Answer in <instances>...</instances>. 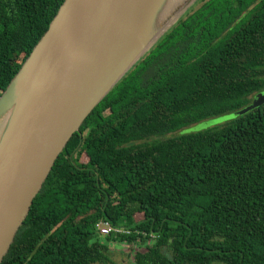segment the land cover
<instances>
[{"label": "trees", "instance_id": "16d2710c", "mask_svg": "<svg viewBox=\"0 0 264 264\" xmlns=\"http://www.w3.org/2000/svg\"><path fill=\"white\" fill-rule=\"evenodd\" d=\"M63 2L0 0V96ZM262 90L264 0H198L74 133L0 264H111L112 241L134 264H264V103L238 115Z\"/></svg>", "mask_w": 264, "mask_h": 264}, {"label": "water", "instance_id": "95a60500", "mask_svg": "<svg viewBox=\"0 0 264 264\" xmlns=\"http://www.w3.org/2000/svg\"><path fill=\"white\" fill-rule=\"evenodd\" d=\"M197 1L133 53L159 0H64L0 96V263L74 133Z\"/></svg>", "mask_w": 264, "mask_h": 264}, {"label": "bare ground", "instance_id": "6f19581e", "mask_svg": "<svg viewBox=\"0 0 264 264\" xmlns=\"http://www.w3.org/2000/svg\"><path fill=\"white\" fill-rule=\"evenodd\" d=\"M182 2L183 0H159L135 38L131 52L145 48L158 32L167 26L168 20L176 13Z\"/></svg>", "mask_w": 264, "mask_h": 264}, {"label": "rangeland", "instance_id": "374dc122", "mask_svg": "<svg viewBox=\"0 0 264 264\" xmlns=\"http://www.w3.org/2000/svg\"><path fill=\"white\" fill-rule=\"evenodd\" d=\"M262 103H264V90L260 91L257 94H254L251 97L250 103L246 107L241 109L240 110L241 113H238V115L245 114V113L251 111L252 109L257 108ZM230 118H232V115H225V116L215 117L212 119H207V120L201 121L199 123H196L194 125L187 127L184 130V132L188 133V132H198L201 130H206L208 128H212L216 125H219V124L229 120ZM116 248L120 251H123L124 245L118 243ZM113 249H114L113 247L109 246L108 254H110V251L112 252ZM120 251L114 250L113 255L110 256L112 258L111 264H131L130 259H127V257L124 256V254H121Z\"/></svg>", "mask_w": 264, "mask_h": 264}, {"label": "flooded vegetation", "instance_id": "af4514ba", "mask_svg": "<svg viewBox=\"0 0 264 264\" xmlns=\"http://www.w3.org/2000/svg\"><path fill=\"white\" fill-rule=\"evenodd\" d=\"M96 228L100 231V233H101L100 236H101V237H108L109 235H111V234H113V233H114V234H119V233L129 234L128 229H125V228H122V227H120V228H119V227H113V226H111V225L109 224V222H107L106 220H102V221L98 222L97 225H96ZM102 228H107V229H108L107 233H103V232H101V229H102ZM152 242H153V240H148V241H146V245H147L148 247H150V246L152 245ZM115 243L118 244L117 242H115ZM113 244H114L113 241L110 242V243L108 244V247H109V246L113 247ZM123 245H124L123 252H120V253H121V254H124V256H126L127 259H130V263H131V264H134V263H135L134 253H135L136 251H140V252H142V251H146V249H144V248L137 249V248L135 247V245H128V244H123ZM147 246H146V247H147ZM114 250L120 251V250L114 248V249L112 250V254H111L110 256L113 255ZM110 259H112V258L110 257ZM168 259H169V258H168Z\"/></svg>", "mask_w": 264, "mask_h": 264}, {"label": "built area", "instance_id": "2783aa9c", "mask_svg": "<svg viewBox=\"0 0 264 264\" xmlns=\"http://www.w3.org/2000/svg\"><path fill=\"white\" fill-rule=\"evenodd\" d=\"M107 231H108L107 228H102V229H101V232H103V233H107Z\"/></svg>", "mask_w": 264, "mask_h": 264}]
</instances>
